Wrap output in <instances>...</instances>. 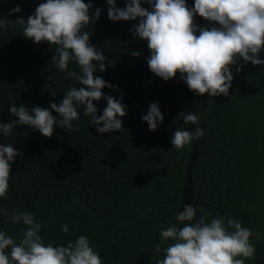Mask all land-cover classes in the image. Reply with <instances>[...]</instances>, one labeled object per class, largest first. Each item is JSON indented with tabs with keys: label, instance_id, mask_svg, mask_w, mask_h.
<instances>
[{
	"label": "trees",
	"instance_id": "trees-1",
	"mask_svg": "<svg viewBox=\"0 0 264 264\" xmlns=\"http://www.w3.org/2000/svg\"><path fill=\"white\" fill-rule=\"evenodd\" d=\"M84 2L93 7L90 23L81 31L89 33L90 45L107 58L103 72L93 62L94 77L113 86L102 89L105 96L126 106V115L118 117L122 129L97 132L81 105L72 131L58 124L51 137L20 124L9 136L0 131V144H12L20 153L10 162L9 188L0 197L4 210L0 231L19 242L27 226L4 215L18 210L41 223L39 235L45 245L67 246L86 235L103 264H157L173 243L164 240L161 231L170 222L178 224L176 214L191 204L197 207V221L224 216L251 229L256 252L245 264H264V65L238 57L237 64L229 66L234 79L228 96L197 95L179 72L165 81L149 69L148 42L131 31L140 18L113 21L107 15V0ZM41 3L46 0H0V19H6L0 29V123L18 119L8 111L11 104L24 105L32 114L31 108L60 103L70 87L83 86L75 77L66 78L71 71L81 74L75 62L60 71L51 62L57 46L34 43L13 22L26 20ZM127 3L116 0V7ZM194 3L186 0L189 8ZM16 6L22 11L10 16ZM141 7L152 10L145 0ZM96 8L101 10L99 19L94 16ZM194 23L220 27L199 14ZM135 51L141 54L133 56ZM259 58L264 59V50ZM153 102L164 116L155 131L142 120ZM93 103L97 116L102 115L107 101ZM188 111L200 116L198 125L183 122L180 114ZM52 115L61 119L55 112ZM195 127L205 130L202 138L179 151L172 146L178 128ZM61 224L67 225V233Z\"/></svg>",
	"mask_w": 264,
	"mask_h": 264
},
{
	"label": "clouds",
	"instance_id": "clouds-1",
	"mask_svg": "<svg viewBox=\"0 0 264 264\" xmlns=\"http://www.w3.org/2000/svg\"><path fill=\"white\" fill-rule=\"evenodd\" d=\"M145 2L152 6L151 11L141 7V0H128L124 8H117L116 0H107V15L113 21H136L140 18L131 31L134 36L147 40L151 52L148 67L163 80L168 81L179 72L188 88L197 95L228 96L234 79L229 66L237 64L238 57L245 63L264 65V59L259 58V53L264 50V0H195L193 8L187 6L186 0ZM92 7L84 0H46L26 20L19 18L13 21L23 27L25 38L34 43L44 41L57 46L51 62L60 71H66L69 62H75L81 68V74L71 71L66 78L75 77L83 86L70 87L60 103L53 102L48 108H31L32 114L24 105L11 104L8 111L18 119L0 123L4 136H9L17 124L38 129L45 137L53 135L57 124L72 131V122L79 119L77 108L81 105L85 108L84 115L90 117V123L96 126L97 132L104 134L122 129V120L118 117L126 115V106L111 95L105 96L102 89L113 86L100 77H94L97 64L101 72L106 70L107 58L90 45L89 33L81 31L90 23ZM21 11V7L16 6L9 15ZM100 11L95 9V19H99ZM196 14L217 22L220 27H199L194 23ZM5 22L6 19H0V29L6 26ZM197 31L199 35H196ZM140 54L132 52L133 56ZM111 66H115V61ZM239 71L241 68L237 67ZM101 98L107 101V107L102 115L97 116L93 101ZM53 112L59 115V121ZM180 117L185 124L198 125L200 122V116L190 111L182 112ZM142 120L152 131L157 129L158 123H163L164 116L158 103L150 104ZM204 131L202 127H195L192 131L178 128L171 144L178 151L182 150L202 138ZM18 155L20 153L12 144H0V197L7 194L10 162H14ZM197 212V207L185 204L183 211L176 214L178 224L170 222L161 231V237L173 243L164 249L165 254L157 264H245L246 259L254 257L256 248L250 242L254 235L251 229L243 227L235 218L224 216L212 218L210 222L200 217L197 221ZM4 215H10L14 223L22 221L27 227L18 243L0 231V264H103L86 235H80L67 246L45 245L39 235L41 223L35 221L33 214L13 210L4 212ZM60 227L67 233V225L61 224ZM8 249L10 252L6 251ZM156 251H160L159 245Z\"/></svg>",
	"mask_w": 264,
	"mask_h": 264
},
{
	"label": "water",
	"instance_id": "water-1",
	"mask_svg": "<svg viewBox=\"0 0 264 264\" xmlns=\"http://www.w3.org/2000/svg\"><path fill=\"white\" fill-rule=\"evenodd\" d=\"M198 220V219H197Z\"/></svg>",
	"mask_w": 264,
	"mask_h": 264
}]
</instances>
